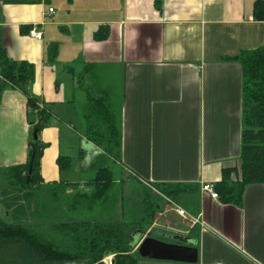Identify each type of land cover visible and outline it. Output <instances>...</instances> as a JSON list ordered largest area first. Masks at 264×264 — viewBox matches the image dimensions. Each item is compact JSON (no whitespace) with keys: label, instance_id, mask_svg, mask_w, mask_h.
I'll return each instance as SVG.
<instances>
[{"label":"crops","instance_id":"crops-1","mask_svg":"<svg viewBox=\"0 0 264 264\" xmlns=\"http://www.w3.org/2000/svg\"><path fill=\"white\" fill-rule=\"evenodd\" d=\"M155 2L0 0V36L8 57L35 66L32 92L52 116L41 133L48 144L43 181L84 185L98 168L108 167L126 200L117 209L124 216L132 182L149 192L140 179L180 184L187 188L180 200L192 210L175 202L200 223L187 225L165 207L144 238L173 244L189 238L198 250L195 264H264V185L249 186L242 206L201 191L203 183L220 182L223 170L239 163L242 70L228 59L264 46V20L254 18L256 0H162L161 8ZM34 27L42 40L30 37ZM101 27L108 38L96 41ZM55 43L52 64L48 48ZM105 78H111L109 88ZM88 86L108 90L110 102L119 104L113 109L122 132L120 161L84 136ZM29 139L27 97L7 87L0 93V177L27 162ZM60 156L71 158L70 168L60 170ZM140 264L190 263L142 258Z\"/></svg>","mask_w":264,"mask_h":264},{"label":"trees","instance_id":"trees-1","mask_svg":"<svg viewBox=\"0 0 264 264\" xmlns=\"http://www.w3.org/2000/svg\"><path fill=\"white\" fill-rule=\"evenodd\" d=\"M155 3L161 8L162 0ZM254 18L264 20V0H256ZM107 38L106 28L95 32L96 41ZM58 50L57 43L49 46L50 63L57 62ZM228 60L238 62L242 70L241 153L239 163L224 169L215 187L225 204L242 206L249 186L264 185V46L243 50ZM78 75L80 87L82 74ZM34 80L35 66L11 60L0 36V93L7 87L23 91L30 125L27 162L6 168L0 177V264H105L111 256L115 264H140L142 258L133 249L130 237L138 229L148 231L159 205L150 198L141 220L119 217L117 209L122 210L126 200L121 191L120 195L114 191L113 173L103 166L97 169L93 181L84 185L45 184L41 160L48 144L42 141L41 133L52 116L33 94ZM85 91L84 136L103 154L120 161L122 132L110 92L92 86ZM71 162L69 157L58 158L61 171L70 168ZM98 162L99 158L95 166ZM153 185L174 201L187 193L180 184Z\"/></svg>","mask_w":264,"mask_h":264},{"label":"water","instance_id":"water-1","mask_svg":"<svg viewBox=\"0 0 264 264\" xmlns=\"http://www.w3.org/2000/svg\"><path fill=\"white\" fill-rule=\"evenodd\" d=\"M34 138H38L37 132H35ZM145 234L146 232L138 229L134 231L130 237L133 249L138 251L141 258L190 264L198 262V250L191 244L189 238H180L178 240L181 244H173L150 237L148 234L144 238ZM111 264H115L114 258H112Z\"/></svg>","mask_w":264,"mask_h":264},{"label":"rangeland","instance_id":"rangeland-1","mask_svg":"<svg viewBox=\"0 0 264 264\" xmlns=\"http://www.w3.org/2000/svg\"><path fill=\"white\" fill-rule=\"evenodd\" d=\"M120 79V78H119ZM118 79V80H119ZM117 80V81H118ZM107 81H110V82H107ZM103 82H104V86H106V87H110V86H112L113 85V83L111 82V78H105V81L103 80ZM112 106H113V108L114 109H116L117 110V107L119 106V104L118 103H116V102H114L113 104H112ZM115 171L116 172H118L119 171V169H118V166L116 165L115 166ZM117 176V175H116ZM116 178V177H115ZM114 178V179H115ZM116 180V179H115ZM132 184H133V190H132V192H131V194H129V196H127V207H128V211H127V215L126 216H122V215H119V217H124V219H127V220H130V221H134V220H141V218L143 217V215H144V207H145V202H147V200L148 199H150V198H152V192H149L147 189H140V185H138L137 183H133L132 182ZM121 188H120V185L118 184V183H116V185H115V189H114V191L118 194V195H120V190ZM153 201L155 202V204H158L159 205V207H160V209H164L165 207H166V203H165V201L162 199V198H160V197H158V196H155V197H153ZM177 202H179V203H181L184 207H186V208H188L190 211L192 210L191 209V205H188V201L187 200H178ZM2 213L4 214L5 212L4 211H2ZM162 212L161 211H159V213L158 214H156V217L158 218H162L161 216H162V214H161ZM157 218H155V219H157ZM6 219V218H5ZM158 220V219H157ZM157 220H154V222H153V225L152 226H155L156 225V223L157 222H155V221H157ZM175 220V218H171L170 219V223H172V222H175L174 221ZM160 222H161V220H160ZM159 222V223H160ZM177 223V222H176ZM184 225V227L186 228L187 227V225L185 224V223H183ZM159 225H161V224H159ZM156 226H158V225H156ZM161 227H162V225H161ZM149 230V229H148ZM160 233H161V231H159ZM151 233V232H150ZM158 232L155 230V231H152V235H154V236H157L158 234H157ZM112 258H114L113 256H111V257H109V258H107L104 262H105V264H111V260H112Z\"/></svg>","mask_w":264,"mask_h":264},{"label":"built area","instance_id":"built-area-1","mask_svg":"<svg viewBox=\"0 0 264 264\" xmlns=\"http://www.w3.org/2000/svg\"><path fill=\"white\" fill-rule=\"evenodd\" d=\"M50 13H54V9L49 10ZM29 35L31 38H35L36 40H42L43 39V33L39 32L36 27L30 30ZM140 181L149 188L153 193L158 195L160 198L165 200L166 203V213L173 212L175 215L183 219L187 225L194 226L198 223H200V219L191 216L181 205H179L177 202L172 200L171 198L167 197L166 195L161 194L156 187L153 185V183L145 181L140 179ZM215 183H203L201 185V191L204 195L209 196L213 200H220V196L216 192ZM162 216H164V211L161 213Z\"/></svg>","mask_w":264,"mask_h":264}]
</instances>
